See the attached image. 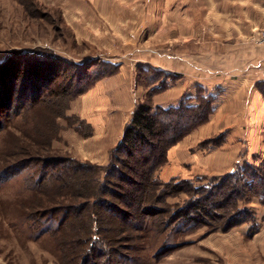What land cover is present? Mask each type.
Masks as SVG:
<instances>
[{
  "label": "rangeland",
  "instance_id": "obj_1",
  "mask_svg": "<svg viewBox=\"0 0 264 264\" xmlns=\"http://www.w3.org/2000/svg\"><path fill=\"white\" fill-rule=\"evenodd\" d=\"M168 9L164 0H0V264H85L97 252L105 255L90 264H264V205L252 195L245 194L237 209L253 222L226 232L212 229L225 227L224 219L169 226L173 212L191 198L188 191L216 187L229 174H193L185 167L162 181L168 153L186 137L168 150L167 163L154 175L162 184L180 182L170 185L179 188L165 191L159 182L142 192L140 169L122 159L114 171L118 145H97L91 126L70 113L80 97L72 95L110 71L105 64L134 76L135 107L156 109L183 76L168 70L183 72L184 64L182 35L168 33ZM253 12L260 21L252 38L258 46L264 0H254ZM210 77L207 84L218 82ZM201 91L207 96L201 88L198 96ZM213 92L218 98L222 89ZM224 129L190 153L223 147L231 132ZM246 130L240 132L246 136ZM249 165L264 171L263 159H241L236 167ZM139 198L135 208L144 212L130 208ZM256 228L261 232L249 235Z\"/></svg>",
  "mask_w": 264,
  "mask_h": 264
},
{
  "label": "crops",
  "instance_id": "obj_2",
  "mask_svg": "<svg viewBox=\"0 0 264 264\" xmlns=\"http://www.w3.org/2000/svg\"><path fill=\"white\" fill-rule=\"evenodd\" d=\"M164 1L169 8L166 13L168 33L176 32L183 38L184 64L183 72L168 69L172 74L177 72L183 76L169 87L156 108H176L186 99L195 101L199 88L212 96L216 95L215 89L221 88L222 92L216 97L211 122L168 153V165L159 172L160 179L167 181L177 177L185 167L193 174L212 175L233 172L241 159L264 160V136L259 132L264 133V97L256 88V82L263 81L258 74L256 81L253 77L255 71L264 67V48L252 41L253 32L260 27L253 12L254 0ZM138 26L135 25V29ZM207 32L212 39L206 38ZM219 66L221 69H217ZM208 74L211 80L218 82L207 84ZM137 98L134 76L121 71L80 95L72 102L70 113L91 126L92 139L97 145H119ZM244 127L246 136L240 132ZM216 129L231 131L223 147L190 153V148Z\"/></svg>",
  "mask_w": 264,
  "mask_h": 264
},
{
  "label": "trees",
  "instance_id": "obj_3",
  "mask_svg": "<svg viewBox=\"0 0 264 264\" xmlns=\"http://www.w3.org/2000/svg\"><path fill=\"white\" fill-rule=\"evenodd\" d=\"M105 66L111 68L110 71L105 73L99 71L100 74L95 81L79 89L76 94L72 95L71 100L87 92L99 80L117 74L118 69L116 67L109 64H105ZM163 89L165 90L166 87H156L155 92L163 91ZM258 90L264 96V81L258 83ZM216 99L215 96H205L201 91L195 101L192 99L183 100L176 108L154 109L148 103L138 104L129 122L126 124L120 144L112 152V159H114L112 162H115L112 169L115 171L117 168L116 164L118 162L122 164L124 161L120 160L126 159L128 160V164H135L136 169H140V171L136 172L138 173L136 180H138V186H140L139 188L142 189V192L151 186H158L160 181L154 175L167 163L168 150L209 121L210 116L214 112ZM193 102H196L195 105ZM119 154L124 155V158H121ZM128 164L125 165L127 166ZM127 167L130 168V166ZM248 170H242L237 166L233 172L223 178V181L218 186L199 191L191 189L192 193L188 191L191 194V198L183 206L179 207L178 210L173 212L171 217L176 219L169 226L175 227L178 224H182L183 227L195 224L209 226L218 219H224L226 220L225 227L216 226L212 227V229L215 232H226L237 226L253 222V220H249V213L247 211L237 208L239 202L245 197V194L246 196L249 194L258 198L264 205V171L251 165L248 166ZM104 174L107 176L108 173L105 172ZM175 183L180 185V182L174 181L172 184H162L160 182V186L165 191L168 188H179V185L170 186ZM134 185L137 186V183ZM171 194L168 193L165 196L171 197ZM141 201V198L134 199L130 208L144 212L143 208H135ZM153 210L151 209V211ZM221 210L224 213L220 214ZM162 213L166 214L167 212L162 211ZM156 214H160V212L156 211ZM232 214L234 215L232 216ZM94 226L97 227V225ZM97 231L98 229L93 230L94 235L92 239L94 241L98 238ZM257 231L258 228L252 230L249 235H254ZM97 253L95 259H90L91 261L89 260L85 264H90L89 262L98 260L97 258L105 255V253Z\"/></svg>",
  "mask_w": 264,
  "mask_h": 264
},
{
  "label": "built area",
  "instance_id": "obj_4",
  "mask_svg": "<svg viewBox=\"0 0 264 264\" xmlns=\"http://www.w3.org/2000/svg\"><path fill=\"white\" fill-rule=\"evenodd\" d=\"M256 43L264 47V30L260 31L255 39ZM261 81H264V67H262L258 72Z\"/></svg>",
  "mask_w": 264,
  "mask_h": 264
}]
</instances>
